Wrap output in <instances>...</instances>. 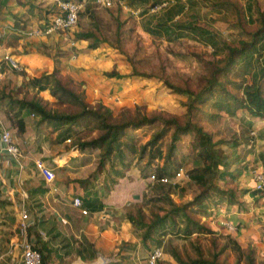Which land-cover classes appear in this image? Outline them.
Wrapping results in <instances>:
<instances>
[{
  "label": "rangeland",
  "instance_id": "rangeland-1",
  "mask_svg": "<svg viewBox=\"0 0 264 264\" xmlns=\"http://www.w3.org/2000/svg\"><path fill=\"white\" fill-rule=\"evenodd\" d=\"M159 1L161 3L163 0H114L111 8L90 2L92 14L89 15L84 8L81 11L76 30L92 31L96 37L82 44L83 48L73 46L70 56L83 49L90 58L88 61L99 60V66L90 65V67L95 70V75H100L102 79L108 80L107 77H111L107 75L108 72L119 73L120 70L125 71L123 77H135L142 80L138 85L129 83L130 85H127V89L122 94L114 89L108 91L107 95L111 98L115 97L113 100L120 103L108 102L102 98L97 100L86 93L87 100L92 106L102 103L113 109L114 114L118 116H121L125 110H131L139 119L143 116L149 118L179 116L184 120L188 111L185 106L187 98L173 92L163 80L168 79L175 85L199 90L205 82L203 77L209 74L210 63L225 55L224 43L237 44L241 39H250L251 34L260 24L259 11L264 10V0H188V3L178 0L172 6L169 4L167 8H159ZM154 5L157 12L149 13ZM52 11L53 14L56 13L57 8ZM168 11L175 15L178 11L184 12L177 20L175 17L169 24L170 30H164L157 21L162 23L163 15ZM159 16H161L160 19ZM96 41H100L98 48L92 46ZM263 57L264 48L254 53L251 58L239 63L229 77L230 82H227V88L231 94V97L227 99L228 103L247 100L246 92L258 78ZM84 69L87 68L84 67ZM135 69L142 75L132 76L131 73ZM143 79L151 80V82H144ZM105 80L103 84L107 88L109 83ZM76 83L78 91L85 90L83 83ZM131 85L134 88H131ZM3 86L2 83L0 87ZM147 87L153 88L149 90L152 91L151 95L140 92L147 90ZM18 88L26 98H32L34 95L24 86ZM131 91L136 94L131 96ZM50 105L64 111L70 107L58 100ZM70 110L73 109L70 108ZM193 120L202 125L205 130L212 132L215 139L226 141L227 144L223 147L227 152L230 151V160L235 159L238 151L241 153L238 155L240 159L234 160L231 168L234 171L233 176L221 175L219 174L221 172L210 176L214 185L207 192V208L196 215V218L212 229L213 233H194L186 236L183 234L182 219L178 217L176 227L165 231L171 237L164 243L160 240L167 256L161 259L159 264L161 262L178 264L169 253L173 250L179 252L184 259L196 258L200 254L211 257V252L218 253L219 262L236 264L240 249L247 254L252 252L256 264H264V189L261 191L256 187L247 189L251 184L250 174L245 172L244 175L241 170L248 164L245 162L246 153L254 149L264 151L262 143L264 142V116H256L243 106L231 115L210 103L204 107V110L197 111ZM157 127L158 123L137 130L131 129L128 130L129 136L134 137L138 143H145ZM98 135L99 132L90 131L80 134L82 139L87 140ZM80 136H71L72 143L76 144ZM234 139L240 140V143L232 142ZM191 147L190 135L184 136L179 143L176 161L174 160L175 162L171 165L170 174H174L182 167L188 174L198 166L196 154ZM98 151L99 154L94 155L97 159L91 166L94 170L84 180L98 186L101 193L104 189L108 191L109 185L113 188L119 180L128 178L129 173L138 168L141 172L138 176L145 178V181L136 188L140 198L137 199L138 202H135V206L141 207L149 220L155 218V214L165 215L174 207L173 204L182 205L193 200L204 190L195 179L190 177L180 179L176 185L147 181L146 178L150 177L151 173L163 167L164 159L149 166L147 158L139 159L138 154L129 153L126 161L131 163L130 165L122 166L117 161L116 167H113L112 162L107 161L102 168L100 150ZM260 173H264V169ZM257 174H255L256 186ZM129 178L132 177L129 176ZM143 187L148 191L142 193ZM229 190L234 191V197H230ZM248 191L252 194L251 196ZM221 205L223 207H220ZM220 208L226 210L224 214L219 212ZM234 208H242L248 212L247 215L242 216L244 218L238 225L232 223L229 216L233 212H240L233 211ZM229 236L238 241L239 248H236L232 242L229 243ZM240 264H248L246 254H243Z\"/></svg>",
  "mask_w": 264,
  "mask_h": 264
},
{
  "label": "crops",
  "instance_id": "crops-1",
  "mask_svg": "<svg viewBox=\"0 0 264 264\" xmlns=\"http://www.w3.org/2000/svg\"><path fill=\"white\" fill-rule=\"evenodd\" d=\"M77 1L84 2V9L89 15L92 14L89 3H94V0ZM175 2L178 0H174L170 6ZM155 5L149 13L157 12ZM56 8L53 0H0V74L4 78V86L0 87V116L12 131L22 152L20 158H15L3 150L0 129V249L3 253L0 264H24L21 246L24 240L42 249L44 264H148L149 254L156 245L144 242L142 232L127 217L130 211L135 210V202L140 198L136 188L145 181V178L138 176L140 170L133 169L128 178L119 180L113 188L109 185L108 191L104 189L100 193L98 186L84 180L94 170L91 166L97 159L94 155L99 154L98 150H81L61 134L58 124L42 122L39 115L28 110L22 113L25 126L20 131L17 118L10 110L12 99H23L25 96L18 87H26L29 93L38 92L39 89L30 83L31 79L53 72L57 61H60L65 76L83 83L87 95L97 100L102 98L120 103L113 100L115 97L108 96V91L114 89L122 94L129 83L138 85L142 81L123 76L102 79L90 67L99 66V60L88 61L90 58L83 49L70 56L73 46L83 48L82 44L89 41L78 39L72 42V34L81 31L76 30L78 24L68 37L63 33L28 36L21 32L23 29L44 27ZM183 12L178 11L175 15L168 11L163 15V22L157 23L164 30H170L169 24ZM7 57L13 58L18 67L9 63ZM119 73L123 75L125 71L119 70ZM103 80L109 83L107 88ZM131 88L134 86L131 85ZM146 89L140 92L151 95L152 91L149 90L153 88ZM130 93L131 96L136 94L134 91ZM39 95L52 104L57 101L48 89L40 91ZM234 141L240 143V140ZM239 154L240 151L235 159H240ZM246 155L245 162L248 164L240 173L245 175V172H249L251 184L247 189H255V174L264 169V151L254 149ZM39 158L54 169L56 178L53 183L47 182L39 174L35 165ZM231 172L234 173L233 169ZM146 180H150L149 177ZM147 191L143 187L142 193ZM248 193L252 195L250 191ZM75 196L82 197L87 214L73 204ZM23 208L30 210L31 221L35 219L27 235L21 233L19 226ZM225 211L219 209L222 214ZM233 211L229 215L230 220L237 225L242 222V216L248 213L242 208H234ZM156 237L164 243L171 236L164 232ZM166 256L165 251L164 258Z\"/></svg>",
  "mask_w": 264,
  "mask_h": 264
},
{
  "label": "trees",
  "instance_id": "trees-1",
  "mask_svg": "<svg viewBox=\"0 0 264 264\" xmlns=\"http://www.w3.org/2000/svg\"><path fill=\"white\" fill-rule=\"evenodd\" d=\"M259 21L260 24L251 34L250 39H241L237 44L224 43L225 55L221 59H216L210 63L209 74L203 77L205 82L199 90L175 85L168 79L163 80L173 92L187 98L185 106L188 111L184 120L179 116L170 118L143 116L139 119L131 110H125L121 113V116H118L114 114L113 109L102 103L92 106L87 100L85 90L78 91L75 80L62 73L60 61H57V66L53 72L44 73L40 77L31 79L30 83L39 89L38 92H35L32 98L24 96L23 99H12L10 110L17 118L20 131H23L25 126L22 113L24 110H28L32 114L39 115L42 122L58 124L61 128V134L67 138L75 135L80 136L82 132H99L98 136L88 140L82 139L83 137L80 136L75 143L81 150H100V165L103 167H105L107 161H111L113 167H116L117 161L122 166L130 165L131 163L126 161L129 153L138 154L139 159L147 158L149 166L158 160L160 161V159H164L163 167L155 171L159 177L170 174L171 165L176 161L179 143L182 142L184 136L190 135L191 150L196 154L198 166L188 174L204 190L189 202L182 205L173 204L174 207L163 216L155 214V218L149 220L143 209L136 207L134 211L127 214V217L142 232L144 242H152L157 245H161L162 240L157 239L156 235L164 233L169 228H175L178 217L182 219L183 234L186 236H191L194 233H213L212 229L196 218V215L204 210L207 192L214 185V181L210 176L217 172H221L219 173L221 175L229 174L233 176L231 167L234 162L230 160V151L227 152L223 147L224 144H227L226 141L215 139L212 132L205 130L193 118L196 116L197 111L204 110V107L210 103L231 115L240 106H243L256 116H264V57L262 58L263 65L260 67L258 78L246 92L247 100H239L236 97L239 100L238 103H228L227 101L231 97L227 88L230 75L242 60L251 58L254 53L264 48V10L259 11ZM95 37L96 35L92 31H80L72 34L73 40H89ZM99 42L96 41L92 46L97 47ZM131 74L132 76L142 75L136 69ZM107 75L111 77L123 76L116 71L108 72ZM146 76L149 77V75ZM46 89L65 106H70L67 111L50 105L47 100L39 95L40 91ZM70 108L73 110L71 111ZM157 123L158 127L145 143H138L134 137L129 136L128 130H137L148 125H157ZM222 192L224 193L225 190ZM228 193L231 198L235 196L232 190H229ZM231 242L236 248H239L238 241L229 236V243ZM169 253L178 264H227L219 262L218 253L211 252V257L200 254L196 258L189 259H184L175 250ZM243 254H246L248 264H256L252 252L247 254L242 249H240L236 264H240ZM44 261L45 256L43 255V264ZM160 264L165 263L161 262Z\"/></svg>",
  "mask_w": 264,
  "mask_h": 264
},
{
  "label": "built area",
  "instance_id": "built-area-1",
  "mask_svg": "<svg viewBox=\"0 0 264 264\" xmlns=\"http://www.w3.org/2000/svg\"><path fill=\"white\" fill-rule=\"evenodd\" d=\"M99 5L111 8L114 5V0H94ZM174 0H163L159 4V8H165L169 4H172ZM188 1V0H184ZM57 7V12L54 13L51 19L42 28H37L34 30L23 29L21 32L27 34L28 36H38V35H50L54 33L68 34L74 30L77 26L80 13L85 7V3L77 0H53ZM75 40L72 39V42ZM9 63L14 67H18L17 62L13 58L7 57ZM3 75L0 74V85L3 83ZM0 129H1V140L3 143V150L14 156L15 158H20L22 152L20 146L15 141L12 131L5 125L3 118L0 116ZM71 142V139L68 138ZM35 165L39 174L42 175L45 180L49 183H53L56 178V174L53 168L48 166L46 162L39 158L36 159ZM184 177H190L189 174L185 173L182 169L175 172L174 174H167L161 177L158 176L156 172L151 173L150 180L153 182H160L162 184H178L180 179ZM257 186L256 189L261 191L264 189V173H258L256 176ZM73 204L81 208L84 214L88 213V210L84 207V201L82 197L75 196L73 199ZM35 223V219L31 221V213L27 208H23L21 212V219L19 222L20 231L23 235H27L31 226ZM232 228V227H231ZM45 237V236H44ZM22 258L24 264H43V252L37 245L31 243L29 240H24L22 242ZM165 249L162 245H156L149 254L148 264H159V261L164 258ZM3 258V253L0 249V261Z\"/></svg>",
  "mask_w": 264,
  "mask_h": 264
}]
</instances>
